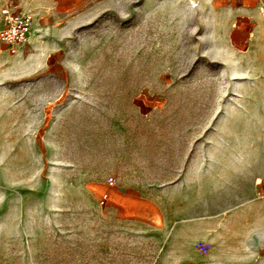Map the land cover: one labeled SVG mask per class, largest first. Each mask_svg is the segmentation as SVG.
<instances>
[{
	"label": "rangeland",
	"instance_id": "1",
	"mask_svg": "<svg viewBox=\"0 0 264 264\" xmlns=\"http://www.w3.org/2000/svg\"><path fill=\"white\" fill-rule=\"evenodd\" d=\"M43 3L32 41L0 55V264H159L155 239L124 226L108 193L150 196L187 174L210 226L191 263L264 264L253 20L233 33L236 52L253 53L241 63L220 44L231 0Z\"/></svg>",
	"mask_w": 264,
	"mask_h": 264
},
{
	"label": "crops",
	"instance_id": "2",
	"mask_svg": "<svg viewBox=\"0 0 264 264\" xmlns=\"http://www.w3.org/2000/svg\"><path fill=\"white\" fill-rule=\"evenodd\" d=\"M45 1L0 0V9L9 5L15 10L34 11L37 14L38 10L45 6L43 3ZM262 8H264V1L231 0V7L221 14L219 25L222 35L220 44L225 51L233 52L241 63H246L244 58H250L253 53L243 52L240 54L236 52L233 33L241 31V20L247 18L253 20L251 31L253 41L262 40L264 38V36H260V34H264ZM37 18L34 17L27 38L28 42L33 39V31L38 22ZM2 25L0 14V28ZM65 30L63 29V31ZM0 46L2 47L0 55L8 52L3 45ZM261 55L259 56L261 57ZM218 59L221 63L226 61L224 55ZM195 189H197V183L194 177L187 174L181 179L163 186L150 196L133 186L111 190L108 193L107 203L110 212L124 226L155 239L159 264H192L195 254L193 250H197L203 255L202 244L206 242L207 230L210 228L205 215L196 216L194 212Z\"/></svg>",
	"mask_w": 264,
	"mask_h": 264
},
{
	"label": "built area",
	"instance_id": "3",
	"mask_svg": "<svg viewBox=\"0 0 264 264\" xmlns=\"http://www.w3.org/2000/svg\"><path fill=\"white\" fill-rule=\"evenodd\" d=\"M263 2L264 0H259ZM3 25L0 28V45L14 54L27 40L31 31L34 16L31 12H22L5 5L0 9ZM108 185H115V177L108 176ZM105 195L101 202H103Z\"/></svg>",
	"mask_w": 264,
	"mask_h": 264
},
{
	"label": "trees",
	"instance_id": "4",
	"mask_svg": "<svg viewBox=\"0 0 264 264\" xmlns=\"http://www.w3.org/2000/svg\"><path fill=\"white\" fill-rule=\"evenodd\" d=\"M166 182H167V183H173V182H175V179H173V180H171V181H163V185H164V184H167Z\"/></svg>",
	"mask_w": 264,
	"mask_h": 264
}]
</instances>
